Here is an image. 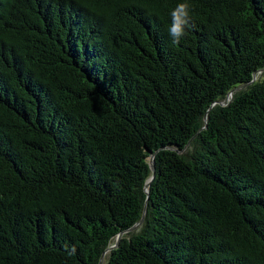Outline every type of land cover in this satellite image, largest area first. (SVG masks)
<instances>
[{
    "label": "trees",
    "instance_id": "1",
    "mask_svg": "<svg viewBox=\"0 0 264 264\" xmlns=\"http://www.w3.org/2000/svg\"><path fill=\"white\" fill-rule=\"evenodd\" d=\"M120 232L103 264H264V0H0V264Z\"/></svg>",
    "mask_w": 264,
    "mask_h": 264
},
{
    "label": "clouds",
    "instance_id": "2",
    "mask_svg": "<svg viewBox=\"0 0 264 264\" xmlns=\"http://www.w3.org/2000/svg\"><path fill=\"white\" fill-rule=\"evenodd\" d=\"M172 23L168 28L169 36L172 44H179L186 36V29L190 27L189 6L185 3H180L171 13Z\"/></svg>",
    "mask_w": 264,
    "mask_h": 264
},
{
    "label": "water",
    "instance_id": "3",
    "mask_svg": "<svg viewBox=\"0 0 264 264\" xmlns=\"http://www.w3.org/2000/svg\"><path fill=\"white\" fill-rule=\"evenodd\" d=\"M256 74V72L254 73V75ZM239 88H241V87H238V89ZM234 91V90H233ZM233 91L226 97V99L222 102V104H227L231 99H230V96L233 94ZM150 165H151V168H152V170H153V175H152V177L149 179V181L147 182V192L149 193V191H148V187H149V185H150V182L152 181V179L155 177V156L154 155H152L151 157H150ZM146 209V208H145ZM143 219H144V216L142 217V219L140 220V222L139 223H137L136 225H134L133 227H131V229H135L136 227H138L141 223H142V221H143ZM122 235H123V232H120L119 233V235H118V237H117V242H116V244H114V245H112L110 248H108L104 253H103V255H102V257H101V260H100V264H103L104 263V256H105V254H106V252L109 250V249H111V248H115L116 246H118V244H119V241H120V238L122 237Z\"/></svg>",
    "mask_w": 264,
    "mask_h": 264
},
{
    "label": "rangeland",
    "instance_id": "4",
    "mask_svg": "<svg viewBox=\"0 0 264 264\" xmlns=\"http://www.w3.org/2000/svg\"><path fill=\"white\" fill-rule=\"evenodd\" d=\"M262 75V72H258L257 74H256V78L258 79L260 76ZM136 229V228H135ZM134 229V230H135Z\"/></svg>",
    "mask_w": 264,
    "mask_h": 264
}]
</instances>
